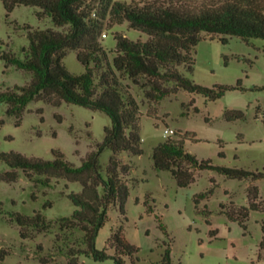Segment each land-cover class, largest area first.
Listing matches in <instances>:
<instances>
[{
	"label": "rangeland",
	"instance_id": "rangeland-1",
	"mask_svg": "<svg viewBox=\"0 0 264 264\" xmlns=\"http://www.w3.org/2000/svg\"><path fill=\"white\" fill-rule=\"evenodd\" d=\"M39 10L38 6L21 4L8 12L0 0V91L24 85L32 78L30 71L9 64L2 57L3 52H11L24 58V47L29 45L27 24L35 28H67L56 25L50 16L40 17ZM119 31L132 39L148 37L145 32L131 28L127 21L106 26L103 32L107 35L101 39L111 59L117 42L115 33ZM221 37H227L228 41ZM193 55V70L184 64L179 67L187 76L211 87L220 84L237 87L227 89L216 99L179 88L152 101L143 88L124 78L140 102L144 152L119 154L122 162L132 167L126 177L130 187L126 212H120L118 203L112 204L96 246L114 255L115 248L109 239L112 229L123 224L129 240L139 247L135 261L128 258L129 264H163L168 245L172 264H264L260 248L264 211L252 210L246 227L228 213L232 204L248 205L251 184L259 185L264 198V178L239 179L215 169H198L194 182L179 186L171 171L155 167L153 158L154 148L167 136L175 133L183 136L190 131L185 147L200 160L212 159L214 164L251 170L264 168V39L246 40L238 35L202 31ZM63 60L72 73L86 70L74 49ZM8 107L7 101L0 100V152L15 150L27 156L54 159L53 150L60 149L76 165L104 139L105 126L112 123L102 110L67 101L54 105L43 99L32 100L20 122L16 114L8 112ZM229 109H242L246 117L229 120L226 116ZM112 154L109 148L101 152L104 170ZM11 170L8 163L0 160V174ZM18 172L20 175L14 181L0 179V264H42V259L45 264H66L69 247L77 244L60 234L56 220L73 213L76 206L69 193L81 191L82 184L56 177L47 181L46 174L30 178L23 169ZM213 186V191L196 203L197 195ZM35 210H41L53 224L44 231L30 229V237H23L15 213L33 214ZM213 230L217 232L214 234ZM70 235L78 239L82 233L75 231ZM79 260V264H118L112 256L95 259L93 255L82 254Z\"/></svg>",
	"mask_w": 264,
	"mask_h": 264
},
{
	"label": "trees",
	"instance_id": "trees-1",
	"mask_svg": "<svg viewBox=\"0 0 264 264\" xmlns=\"http://www.w3.org/2000/svg\"><path fill=\"white\" fill-rule=\"evenodd\" d=\"M8 12L18 5L40 7V17L50 16L61 27L35 28L27 24L29 45L24 47V58L11 52H3L7 63L32 73V78L24 85L0 91V100L9 104L8 112L21 116L27 104L35 99H43L54 105L63 101L80 104L107 113L112 123L105 126L104 139L76 165L66 158L60 149H54V159L27 156L20 151L0 152V160L8 163L13 170L0 174V179L16 180L23 169L28 177L46 174L47 181L52 177L79 181L81 191L69 193L76 208L71 215L61 216L60 234L76 240V246L69 247L66 264H79L82 254L93 255L95 259L112 256L118 264L135 261L139 247L127 237L124 225L112 229L109 239L115 248L110 255L106 249L96 246L100 229L109 218L112 204H119L120 212L125 214V205L130 195L127 176L131 166L122 162L119 154L127 151L142 154L140 133V102L124 78L145 90L148 99L155 101L184 88L191 92L202 93L210 99L224 95L229 88L226 84L207 86L196 82L180 70L184 64L193 70V51L200 41L201 32L211 34L238 35L264 39V0H218L209 3L188 0H3ZM128 22L131 28L145 32L146 39H132L124 32H116L114 57L103 46L101 36L106 26ZM228 41L227 37H221ZM70 49L77 51L78 59L86 66L80 74L72 73L64 63ZM242 79L238 80V84ZM199 108L196 107V111ZM227 119L245 118L242 109H229ZM186 132L167 136L153 152L155 167L169 170L179 186H188L196 180L198 169H215L233 178L257 180L264 178L262 170L214 164L212 159L200 160L185 147ZM194 135V133L192 132ZM178 136V137H177ZM109 148L113 151L110 162L104 170L100 163L101 152ZM221 154H224L222 151ZM214 186L199 193L196 203L212 192ZM150 210L153 207L150 206ZM264 211V198L258 184H251L248 190V205L232 204L229 216L238 220L244 227L251 211ZM20 225V234L30 237V229L44 231L53 221L41 210L33 214L15 213ZM80 231L81 237L70 234ZM214 234L216 230L212 231ZM263 237L260 248L264 253V217L262 219ZM59 236V234H57ZM59 238V237H58ZM61 238V237H60ZM65 238V239H66ZM262 255V254H261ZM42 264L45 260L42 259ZM163 264H172L171 246L163 255Z\"/></svg>",
	"mask_w": 264,
	"mask_h": 264
},
{
	"label": "built area",
	"instance_id": "built-area-1",
	"mask_svg": "<svg viewBox=\"0 0 264 264\" xmlns=\"http://www.w3.org/2000/svg\"><path fill=\"white\" fill-rule=\"evenodd\" d=\"M102 35H103V36H106L107 34L104 32Z\"/></svg>",
	"mask_w": 264,
	"mask_h": 264
}]
</instances>
